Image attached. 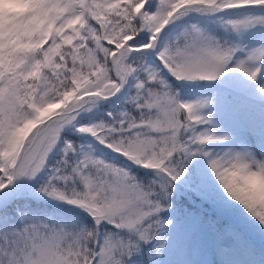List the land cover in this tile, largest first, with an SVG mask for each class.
Segmentation results:
<instances>
[{"label": "snow or ice", "instance_id": "obj_1", "mask_svg": "<svg viewBox=\"0 0 264 264\" xmlns=\"http://www.w3.org/2000/svg\"><path fill=\"white\" fill-rule=\"evenodd\" d=\"M0 264H264V0H0Z\"/></svg>", "mask_w": 264, "mask_h": 264}]
</instances>
